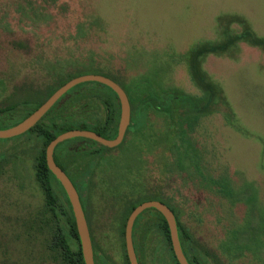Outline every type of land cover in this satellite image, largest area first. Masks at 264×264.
<instances>
[{"label": "rangeland", "instance_id": "374dc122", "mask_svg": "<svg viewBox=\"0 0 264 264\" xmlns=\"http://www.w3.org/2000/svg\"><path fill=\"white\" fill-rule=\"evenodd\" d=\"M245 26L264 39V0H0V107L39 100L56 84L54 73L93 61L197 95L185 52L223 43ZM198 68L219 86L232 114L227 122L211 112L193 133L198 149L191 154L201 153L204 177L190 161L176 165L164 118L150 112L147 123L131 125L120 146L101 151L91 177L86 216L96 264L101 256L125 264L122 220L128 203L145 201L175 205L194 239L223 264H264V48L240 40L226 53L200 56ZM21 108L0 115V129L20 120ZM61 143L60 152L87 146L76 137ZM40 148L29 132L0 138V264H59L51 259L47 229H39L44 195L34 158ZM153 212L146 208L135 221L138 253L137 229ZM148 229L144 262L171 264L167 255L161 259L159 231ZM243 239L255 242L233 258Z\"/></svg>", "mask_w": 264, "mask_h": 264}, {"label": "trees", "instance_id": "16d2710c", "mask_svg": "<svg viewBox=\"0 0 264 264\" xmlns=\"http://www.w3.org/2000/svg\"><path fill=\"white\" fill-rule=\"evenodd\" d=\"M240 40L251 41L252 44L261 45L264 48V39L253 37L252 31L245 26L241 32L223 43L217 42L209 45L199 43L185 52L190 78L200 89V94L197 95L185 93L177 88H164L160 84L156 85L149 76L138 77L137 75H127L125 72L116 73L93 61L81 67H76L66 74L54 73L56 84L48 87L41 99L32 100L27 98L10 103L0 107V115L3 117L10 115V113L14 115L13 112L18 107H22L21 109L24 112L22 118L15 123H10L8 125L10 127L27 117L55 90L70 79L89 73L104 75L117 82L124 89L130 104V125L118 146L124 142L126 135L132 132L130 130L131 125L138 120H144L147 123L148 113L153 112L165 119L166 134L170 137H166V139L173 140L167 148L173 154L176 165L183 169L184 165L190 161L191 164L194 163L196 171L201 172L202 177H204L201 169V153L200 155L199 153L191 154L192 150L198 149L193 139V133L200 119L211 112H221L227 122L232 120V114L219 86L207 78L204 72L198 68V60L200 56L207 52L226 53L235 47ZM126 66L128 67L129 64ZM119 118L120 103L116 93L104 84L87 81L70 88L32 128L25 132L35 135L41 141V148L34 158L35 180L44 195V210L42 217L39 219V229H47L48 231L50 241L47 247L54 262H59V264H84L71 205L61 184L47 167L45 148L53 138L72 129L91 130L107 139H112L117 135ZM76 138L86 143L87 146L82 144L77 149L71 150L68 148L66 151L60 152L58 147L62 143H59L54 148L53 158L72 181L86 215L88 195L92 187L91 177L98 165L101 151L108 149V147L88 138ZM135 206L137 205L134 203L127 205L126 214L121 225L122 251L125 264H130L125 248V224L128 215ZM167 206L174 213L180 245L188 263L223 264L217 253L209 252L194 239L193 234L180 221L176 206ZM151 209L154 211L153 214L146 217L140 226L146 229L143 237L147 238L148 228L154 226L159 231L163 241V245L159 249L162 261H167V255L171 264H179L171 246L169 228L165 218L156 209ZM138 218L139 215L135 221ZM248 240L251 239L248 238ZM248 240L244 241L243 239L235 243L233 258L242 255L243 250L248 248L250 243L255 242ZM91 241L94 250L92 238ZM226 249L229 251L230 247ZM146 251L144 245L139 248V253L136 251L138 261H140L139 256L141 260L143 258L142 264H146L144 262ZM95 261L97 262L96 259ZM108 263L109 261L105 257L101 256L99 258V264Z\"/></svg>", "mask_w": 264, "mask_h": 264}, {"label": "water", "instance_id": "95a60500", "mask_svg": "<svg viewBox=\"0 0 264 264\" xmlns=\"http://www.w3.org/2000/svg\"><path fill=\"white\" fill-rule=\"evenodd\" d=\"M87 81H95L110 87L117 95L120 103V118L118 122L117 135L112 139H107L100 134L91 130L72 129L65 131L53 138L45 148V159L49 170L53 173L56 179L61 184L71 205L73 216L75 219L77 234L80 241L81 253L84 264H94L93 249L90 238L89 228L86 222L85 214L79 200L78 192L76 191L72 181L67 174L58 166L53 158L54 148L57 144L71 138L83 137L96 141L98 144L108 148L119 145L125 135L126 129L130 123V104L124 89L114 80L100 74H83L74 77L55 90L39 107L31 112L20 122L10 127L0 129V138H9L25 133L32 128L54 105V103L64 95L70 88L75 85ZM146 208H154L158 210L165 218L170 234L171 246L174 255L179 264H189L180 245L176 219L172 210L160 201H145L133 208L127 217L125 224V248L127 258L130 264H138L136 254L132 244V227L137 216Z\"/></svg>", "mask_w": 264, "mask_h": 264}, {"label": "flooded vegetation", "instance_id": "af4514ba", "mask_svg": "<svg viewBox=\"0 0 264 264\" xmlns=\"http://www.w3.org/2000/svg\"><path fill=\"white\" fill-rule=\"evenodd\" d=\"M37 94V92H34V94L33 95H36ZM29 99H33V100H36V97H35V99L33 98V96L31 97V98H29ZM3 118V117H2ZM148 118V117H147ZM147 118H146V120H147ZM129 125H130V123H129ZM128 125V126H129ZM128 128V127H127ZM127 130V129H126ZM163 151H164V153H165V158H164V162H163V167L166 169V147L163 149ZM79 195V194H78ZM79 200H80V198H79ZM81 202V201H80ZM128 204H130V203H128ZM81 206H82V204H81ZM82 209H83V206H82ZM83 211H84V209H83ZM158 211V210H157ZM84 214H85V212H84ZM85 218H86V215H85ZM86 222H87V218H86ZM134 224H135V221H134V223H133V227H132V244H133V248H134V252H135V254H136V247H135V244H134V241H133V239H134V233H133V228H134ZM87 225H88V222H87ZM141 225V224H140ZM137 230H139V233H138V235H137V241H138V244H139V248L141 247V246H145L146 247V237L144 238L143 237V234L145 233V231H146V229L145 228H143V227H139ZM125 232V231H124ZM124 235H125V233H124ZM91 238V237H90ZM124 239H125V236H124ZM92 242V241H91ZM93 249V248H92ZM94 251V250H93ZM94 253L95 252H93V261H94V264H96V261H95V255H94ZM136 258H137V262H138V264H140L139 263V261H138V256L136 255Z\"/></svg>", "mask_w": 264, "mask_h": 264}]
</instances>
